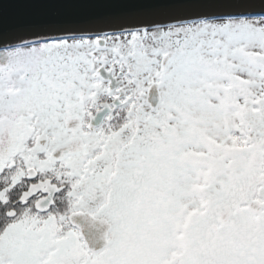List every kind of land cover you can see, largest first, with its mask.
I'll use <instances>...</instances> for the list:
<instances>
[{
	"label": "snow or ice",
	"instance_id": "snow-or-ice-1",
	"mask_svg": "<svg viewBox=\"0 0 264 264\" xmlns=\"http://www.w3.org/2000/svg\"><path fill=\"white\" fill-rule=\"evenodd\" d=\"M0 264H264V0H3Z\"/></svg>",
	"mask_w": 264,
	"mask_h": 264
},
{
	"label": "water",
	"instance_id": "water-1",
	"mask_svg": "<svg viewBox=\"0 0 264 264\" xmlns=\"http://www.w3.org/2000/svg\"><path fill=\"white\" fill-rule=\"evenodd\" d=\"M0 3H3V0H0ZM78 220V222H80L81 224L86 223V221L82 218V217H77L76 218ZM107 226H105V228L103 230L100 231H89L87 228L84 229V236L85 239L88 241L89 245L96 249V250H100L101 248H103L106 244V240H104L102 238V233L103 231H106Z\"/></svg>",
	"mask_w": 264,
	"mask_h": 264
}]
</instances>
